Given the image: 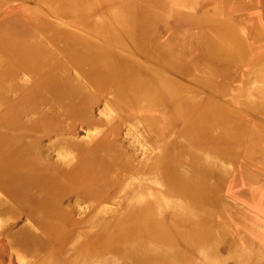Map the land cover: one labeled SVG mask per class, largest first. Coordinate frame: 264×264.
I'll use <instances>...</instances> for the list:
<instances>
[{
    "label": "bare ground",
    "instance_id": "1",
    "mask_svg": "<svg viewBox=\"0 0 264 264\" xmlns=\"http://www.w3.org/2000/svg\"><path fill=\"white\" fill-rule=\"evenodd\" d=\"M27 1L64 16L46 35L16 17L0 24V236L27 212L11 254L264 264V0ZM73 21L57 46L52 33ZM121 115L138 158L97 140ZM78 126L87 140L70 134Z\"/></svg>",
    "mask_w": 264,
    "mask_h": 264
},
{
    "label": "rangeland",
    "instance_id": "2",
    "mask_svg": "<svg viewBox=\"0 0 264 264\" xmlns=\"http://www.w3.org/2000/svg\"><path fill=\"white\" fill-rule=\"evenodd\" d=\"M0 24H2L3 22H5L6 20H8L9 18L12 17H16L21 19L24 23H26L31 29L32 32L35 34H40V35H46V34H51V30L50 27L51 26H55L56 24V16H58V19L60 16H64V13H61L60 11H63L64 6H61L59 9L60 14H52L49 13L45 7H39L40 6V2L36 1V2H30L27 0L24 1H18V0H0ZM131 3H134V1H131ZM29 6L31 8L32 6V12H28L26 7ZM107 3L106 5H104V9H107ZM127 8L124 5H120L117 6V8L113 9L114 11H117L118 14H120L122 17H125L126 14L125 12ZM75 11H82V9L80 10H72V14H75ZM100 11V10H99ZM70 13V11H69ZM71 14V13H70ZM99 14V13H98ZM38 15V16H37ZM49 17V20H42L41 18H46ZM72 19L74 17H71ZM105 19H103V24H105ZM80 23H77L75 21H73V26L69 29L64 30V28L59 29L57 28L56 30H54V32L52 33L54 35V38L57 40V46H65L68 45V41L67 38L65 37L66 35L70 36V35H74L77 32H75V28L79 27ZM45 30V32L42 31ZM49 32V33H48ZM97 39V35L95 36ZM42 41H44L47 44H50L51 39L47 36L42 39ZM68 49H71L72 51H77L79 50V46L78 45H72L70 44V47ZM53 51H56L57 54L59 55V58L61 60H63L66 63V60L64 59L63 55L55 48H52ZM69 64V63H68ZM72 65V64H71ZM70 66V64H69ZM165 75H167L166 73H164ZM236 81V80H235ZM254 81L255 80H248V84H249V88L253 87L254 85ZM232 83V82H231ZM207 96L209 95L207 91L204 92ZM95 101L91 102L90 105H93L96 108V112L94 110H92L94 113H98L99 111V106L102 105V102L104 100V97L99 94V92L97 91L96 95L94 96ZM131 118L127 117V116H120V117H116L114 120H110L108 122V124L105 126V128L102 130V132L100 133L99 137H98V141L101 139L102 136H106L109 140H112V142H121V145L125 144L128 145L129 147H131V150L134 151L135 153V158H138L139 156L142 155L143 150L140 148H138V145L135 141H133V139L130 138V130H131ZM260 120V119H259ZM252 124H255V120H251ZM264 123V121L262 122ZM70 132V131H69ZM176 135L179 134V130H177ZM70 134L77 139L78 141H85L89 138V136L91 135V133H89L88 129L85 127H81L78 126L76 127L72 132H70ZM53 139V138H51ZM47 142H50L51 140H49L48 138L46 139ZM94 142L93 144L90 145H96L97 142ZM99 143V142H98ZM134 145V146H133ZM102 199V198H101ZM105 201V198L102 199L101 202ZM16 217L13 220H9L5 225L10 224V226L8 227L7 230H5L4 233H6V235L8 236H0V264H36L37 261L41 260L44 256H42V254H37L34 255L33 258L29 259H22V258H18L15 254L12 255L11 254V248L9 246L10 241H12L13 239V235L11 233V229L17 224H20L19 221L21 219H24L27 216V212H19L17 214H15ZM67 229H74L75 228V224H68L66 225ZM3 237V238H2ZM48 246L46 247L47 250L46 251H56L59 249L58 245L59 242L57 240H54L52 238L48 237ZM63 250V249H61ZM64 252V251H63ZM62 260H64L63 258H61ZM60 259V260H61ZM55 262L53 263H58L57 258H55ZM61 260V261H62Z\"/></svg>",
    "mask_w": 264,
    "mask_h": 264
},
{
    "label": "crops",
    "instance_id": "3",
    "mask_svg": "<svg viewBox=\"0 0 264 264\" xmlns=\"http://www.w3.org/2000/svg\"><path fill=\"white\" fill-rule=\"evenodd\" d=\"M0 3H3V2H0Z\"/></svg>",
    "mask_w": 264,
    "mask_h": 264
}]
</instances>
